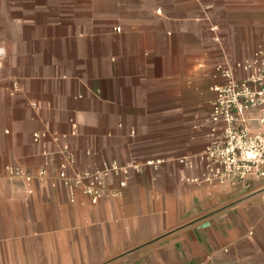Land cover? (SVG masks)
<instances>
[{"label":"crops","instance_id":"crops-1","mask_svg":"<svg viewBox=\"0 0 264 264\" xmlns=\"http://www.w3.org/2000/svg\"><path fill=\"white\" fill-rule=\"evenodd\" d=\"M208 1L0 0V264H264V182H188L204 170L211 112L194 104L195 69L228 59L222 25L197 16ZM66 144L70 178L159 164L133 172L120 198L111 177L93 204L60 178ZM8 166L34 181L8 180Z\"/></svg>","mask_w":264,"mask_h":264},{"label":"built area","instance_id":"built-area-1","mask_svg":"<svg viewBox=\"0 0 264 264\" xmlns=\"http://www.w3.org/2000/svg\"><path fill=\"white\" fill-rule=\"evenodd\" d=\"M231 67L226 65L217 69L218 78L224 82L214 87L216 96L206 121L209 129L208 144L198 156L204 170L201 176L188 179L193 184H205L224 190L250 188L252 180L264 182V44L250 59ZM49 136L48 132L36 134L35 140L39 142ZM63 138L67 136L52 137L56 143ZM61 154L64 162L60 178L73 192L82 190L93 204L103 199L111 177L118 178L119 188L110 195L112 198H120L133 172L141 173L145 167L159 164L148 162L146 165H121L113 162L102 170L70 178L67 173L74 167L76 157L67 144L62 147ZM178 161L189 169L194 168V159L190 157ZM5 170L6 178L10 181H34L31 175L20 168L8 166ZM40 178L43 180L45 173Z\"/></svg>","mask_w":264,"mask_h":264},{"label":"rangeland","instance_id":"rangeland-1","mask_svg":"<svg viewBox=\"0 0 264 264\" xmlns=\"http://www.w3.org/2000/svg\"><path fill=\"white\" fill-rule=\"evenodd\" d=\"M218 1L219 0L208 1L207 4L209 5V9L207 10V13H197L199 18L203 16L209 17L213 22V25L218 23L222 25L224 30L222 35L225 39L224 45L226 46L223 48L226 51V57H228V59L225 60H217L211 56L202 61L203 66L201 68L195 69L194 104L195 106H199L202 112H209L212 109V104L216 95L214 92L215 86L212 87L211 85L212 82L218 80V67L229 65L233 68L235 64L234 62L248 59L253 52L264 43V3L261 0H259L258 3H255V0H227L228 3L226 2L227 7L230 8L229 15L232 18L230 20L235 19L237 23H239L240 39L242 44H244V47H241V51H235L233 47H228L231 42V39L228 36V33L231 31V29H229L230 20H228L229 22L226 20L224 21L222 4L218 3ZM158 8L157 12L159 13V11H162V8ZM225 19H229V17L226 15ZM251 47H254V49L251 50ZM214 48L221 49L222 47H209L211 50ZM0 56L1 61L5 59L4 47H2V50L0 51Z\"/></svg>","mask_w":264,"mask_h":264}]
</instances>
